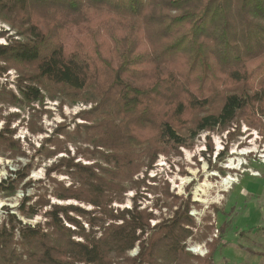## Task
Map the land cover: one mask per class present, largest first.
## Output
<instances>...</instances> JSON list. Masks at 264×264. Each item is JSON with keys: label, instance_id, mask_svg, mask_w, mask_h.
Returning <instances> with one entry per match:
<instances>
[{"label": "trees", "instance_id": "obj_1", "mask_svg": "<svg viewBox=\"0 0 264 264\" xmlns=\"http://www.w3.org/2000/svg\"><path fill=\"white\" fill-rule=\"evenodd\" d=\"M0 21L18 36L0 44V73L17 71L21 95L2 89L0 102H43L47 93L96 103L84 140L103 160L61 157L49 168L72 178L68 186L52 181V197L63 203L25 197L20 214L49 207L46 221L10 215L0 226V264H217L218 246L228 244L222 234L203 257L187 250L189 205L152 226V211L112 204L143 158L152 165L240 119L264 128V0H0ZM1 110L0 153H18L19 115ZM48 142V158L63 152L62 141ZM30 166L0 191L15 193Z\"/></svg>", "mask_w": 264, "mask_h": 264}, {"label": "rangeland", "instance_id": "obj_2", "mask_svg": "<svg viewBox=\"0 0 264 264\" xmlns=\"http://www.w3.org/2000/svg\"><path fill=\"white\" fill-rule=\"evenodd\" d=\"M12 37H18L16 31L0 21V44L8 43ZM18 84L15 69L0 73V90H12L21 97ZM45 95L43 102H0L3 116L19 115L12 127L17 129L14 137L22 145L18 153H0V182L10 177L17 179L14 172L22 173L24 167L31 165L29 175L18 183L15 193L0 191V226L9 221L10 215L33 226L46 221L44 213L49 207L36 216L20 214L25 197L30 198L29 204L37 202L41 196L51 198L52 203H63L52 197V181L58 179L68 186L72 178L58 171L48 175L49 168L61 157H76V162L84 164L103 163L99 155L90 154L94 146L84 140L89 125L95 123L84 117L97 104ZM4 124L5 120H1L0 130ZM48 140L62 141L63 152L48 158L43 154V147L54 149ZM187 143L179 151L161 154L152 165L143 158L139 172L124 183L125 192L112 206L148 209L156 216L151 221L155 226L173 217L179 207L184 209L189 205L195 227L186 241L187 250L203 257L209 252V244L222 234L228 244L218 246L217 264H264V128L261 120H253L249 125L240 119L223 129L203 131ZM86 227L89 229L88 225ZM139 251L137 245L127 255L135 257ZM189 264L200 263L192 259Z\"/></svg>", "mask_w": 264, "mask_h": 264}]
</instances>
